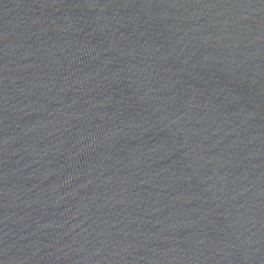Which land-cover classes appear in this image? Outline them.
Returning <instances> with one entry per match:
<instances>
[{
    "label": "water",
    "instance_id": "95a60500",
    "mask_svg": "<svg viewBox=\"0 0 264 264\" xmlns=\"http://www.w3.org/2000/svg\"><path fill=\"white\" fill-rule=\"evenodd\" d=\"M0 264H264V0H0Z\"/></svg>",
    "mask_w": 264,
    "mask_h": 264
}]
</instances>
